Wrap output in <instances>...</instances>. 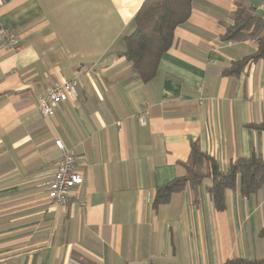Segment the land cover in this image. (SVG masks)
Here are the masks:
<instances>
[{
	"label": "crops",
	"instance_id": "obj_1",
	"mask_svg": "<svg viewBox=\"0 0 264 264\" xmlns=\"http://www.w3.org/2000/svg\"><path fill=\"white\" fill-rule=\"evenodd\" d=\"M144 1L0 0V29L20 46L0 42V264L264 260V185L245 197L237 182L217 211L205 166L195 191L153 205L185 175L192 144L222 172L238 159L264 161V29L226 37L237 13L264 26V0L192 1L147 83L121 56ZM75 77L77 96L42 117L39 97ZM56 139L83 177L66 207L47 198Z\"/></svg>",
	"mask_w": 264,
	"mask_h": 264
},
{
	"label": "trees",
	"instance_id": "obj_2",
	"mask_svg": "<svg viewBox=\"0 0 264 264\" xmlns=\"http://www.w3.org/2000/svg\"><path fill=\"white\" fill-rule=\"evenodd\" d=\"M194 0H145L133 19V32L124 37V56L130 63L134 75L143 83L151 81L156 73L159 60L172 44L175 28L187 21L191 3ZM237 13L234 25L226 29V37L243 35L249 31L256 36L262 28L258 18L241 16ZM260 26L261 29L252 27ZM252 30V31H251ZM258 54L264 53V35L258 40ZM264 129V124L258 126ZM210 167L211 185L207 188L214 208L221 211L224 207V194L235 189L237 182L240 193L249 197L264 185V161L255 157L238 159L222 172L217 163L203 154L195 145L187 164L183 165L185 175L177 177L158 189L153 198L155 208L167 203L173 193L186 187L195 191L205 177L201 169ZM259 238H264V226L258 230ZM224 264H264L263 259H231Z\"/></svg>",
	"mask_w": 264,
	"mask_h": 264
},
{
	"label": "built area",
	"instance_id": "obj_3",
	"mask_svg": "<svg viewBox=\"0 0 264 264\" xmlns=\"http://www.w3.org/2000/svg\"><path fill=\"white\" fill-rule=\"evenodd\" d=\"M264 21V4L259 9ZM0 41L4 43L9 51H19V37L11 30L0 29ZM78 78L60 83L50 88L38 99V111L44 118H51L55 108L61 103L74 99L77 96ZM147 105L139 107L136 118L140 125L147 120ZM119 126V122L116 123ZM58 150V159L51 180L46 184L47 198L56 206L66 207L74 196V190L83 184V177L76 170L77 159L73 152L67 149L60 139L54 141Z\"/></svg>",
	"mask_w": 264,
	"mask_h": 264
},
{
	"label": "rangeland",
	"instance_id": "obj_4",
	"mask_svg": "<svg viewBox=\"0 0 264 264\" xmlns=\"http://www.w3.org/2000/svg\"><path fill=\"white\" fill-rule=\"evenodd\" d=\"M1 42V41H0ZM1 45H2V47L6 50V51H9V48L8 47H5V45H4V43L3 42H1ZM20 49V48H19ZM18 49V50H19ZM50 119V118H49Z\"/></svg>",
	"mask_w": 264,
	"mask_h": 264
}]
</instances>
